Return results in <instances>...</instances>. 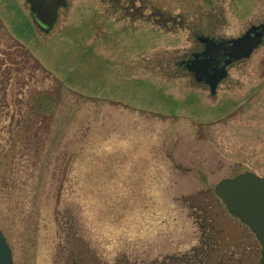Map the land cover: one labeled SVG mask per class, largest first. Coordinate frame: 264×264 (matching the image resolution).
<instances>
[{
	"label": "rangeland",
	"instance_id": "obj_1",
	"mask_svg": "<svg viewBox=\"0 0 264 264\" xmlns=\"http://www.w3.org/2000/svg\"><path fill=\"white\" fill-rule=\"evenodd\" d=\"M135 1L66 0L43 33L25 0H0V230L13 264H161L208 246L223 249L199 264L229 249L258 263L214 187L264 176V38L215 99L175 65L195 33L227 40L264 23V0Z\"/></svg>",
	"mask_w": 264,
	"mask_h": 264
},
{
	"label": "water",
	"instance_id": "obj_2",
	"mask_svg": "<svg viewBox=\"0 0 264 264\" xmlns=\"http://www.w3.org/2000/svg\"><path fill=\"white\" fill-rule=\"evenodd\" d=\"M30 6L31 16L44 33H48L57 18V10L66 5L65 0H26ZM262 28L261 31L254 29ZM264 34V24L250 29L246 34L236 39L207 43L203 59L192 61L197 67V73L208 74L213 70L211 79L205 78L213 90L218 81L226 76L225 71L212 69L214 65L226 58L225 64L247 58L261 42ZM194 70V68H193ZM215 194L222 200L227 211L245 224L260 244V259L258 264H264V176L259 177L251 172L226 178L216 184ZM0 264H12L11 252L0 232Z\"/></svg>",
	"mask_w": 264,
	"mask_h": 264
},
{
	"label": "flooded vegetation",
	"instance_id": "obj_3",
	"mask_svg": "<svg viewBox=\"0 0 264 264\" xmlns=\"http://www.w3.org/2000/svg\"><path fill=\"white\" fill-rule=\"evenodd\" d=\"M121 1H124V2H128V3H135L136 1L135 0H111L110 3H122ZM133 9H136V7L134 8L133 6H124L123 7V10L130 13L132 12ZM161 14H159L160 16ZM159 19V18H158ZM261 24L263 23H259V24H251L245 31L243 34H245L246 32H248L251 28H254V26H260ZM255 32L256 31H261L262 29L261 28H258V29H254ZM242 34V35H243ZM264 38V36H263ZM192 40L194 41L193 43V47L189 50V52L185 53V57L178 60L176 62V65L175 67L181 71L184 75H186V77L188 79H190V82L193 83V85L199 87V88H203L204 91H206L209 95L208 98H211V99H215L217 97V91L219 90L221 84L225 81L227 75H228V72H229V69L232 68L234 65H236L238 62L244 60V59H241V60H238V61H232L230 62L229 64H225V60L226 58H222L221 62L217 65H214L212 67V69L216 70V71H219V70H223L225 71L226 73V77L221 79L220 81H218L217 85L215 86V88L212 90L211 89V86L209 85V83L206 82V79L205 78H208L210 80L211 79V75L214 74V71L213 70H208V74L206 73L205 75H201L199 73H197L196 70L197 67L195 66V64L193 65L192 61L194 60H198V59H203L204 57V52H206L207 50V43L209 41H212V42H220L224 39L220 38V37H217V36H209V35H204V34H198V33H195L193 34L192 36ZM263 42V40L261 41V43ZM260 46V45H259ZM194 68V70H193ZM205 250L202 251V253L204 254H198L194 252H192L193 254L190 255H187L185 257H173L174 255H169V254H166V255H162L161 256V264H164V263H167L166 260H183L182 262L184 264H196V262L199 264V263H203L206 261V259L210 258L211 256V252H213V250H222V248H217L215 246L214 247H207V248H204ZM195 250V249H194ZM193 250V251H194ZM231 252L230 254L228 253ZM225 252L224 254V257H223V263L224 264H239L240 263V259L237 258L235 260V262H233L234 260V257H232L234 255V251L232 250H228ZM214 256H215V252H213ZM227 256V257H226ZM155 260V259H154ZM151 261L149 263H156L155 261ZM135 262H138V261H135ZM133 263V262H132ZM142 263V261L140 262Z\"/></svg>",
	"mask_w": 264,
	"mask_h": 264
}]
</instances>
